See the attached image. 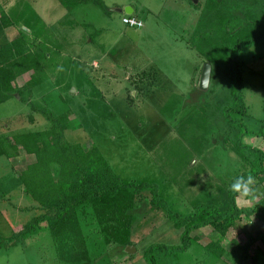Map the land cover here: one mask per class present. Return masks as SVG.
Masks as SVG:
<instances>
[{"label": "rangeland", "instance_id": "1", "mask_svg": "<svg viewBox=\"0 0 264 264\" xmlns=\"http://www.w3.org/2000/svg\"><path fill=\"white\" fill-rule=\"evenodd\" d=\"M23 1L0 0V19L2 11L9 13ZM28 2L39 15V24L44 28L40 32L45 34L49 30L52 40L48 45H52L53 51L52 55L45 52L42 76L33 70L19 75L12 85L20 88L26 85L24 93L17 98L18 92H14L9 100L0 103V138L9 150V155L0 157V264H67L48 233L33 242L24 239L16 246L9 243L33 213L27 210L31 197L19 185L29 155L14 148V139L22 133L51 129L53 118L66 112L70 113L67 139L87 147L95 144L122 180L154 182L170 209L182 216L191 213L193 201L179 192L164 166L174 154H179L188 168L200 162L196 150L187 143L193 134L180 125L185 113L179 111L182 104L176 98L187 97L198 87L204 59L194 45L198 34L210 33L209 27H205L207 34L201 27L211 13L207 0H99L86 2L73 11L58 0ZM125 6L134 9L131 15L142 22L140 28L126 25L124 19L128 14L115 10ZM259 10L264 12L262 8ZM22 28L25 25L0 28L2 56L11 59V41L20 35ZM33 36V32L28 33L29 38ZM242 58L246 60L243 89L248 106L246 121L254 131H264V42L254 45ZM37 76L42 81L34 84ZM201 113L199 109H189L186 116L196 118ZM214 113L212 125L217 134L223 120L220 111ZM199 130L201 127L195 131ZM223 132L228 133L226 146L230 153V143L235 137L227 129ZM245 141L264 149L263 136L252 134ZM204 169L214 173L207 160ZM194 180L197 186L199 180ZM263 196L264 183H255L250 194L238 195L237 201L242 207H254ZM147 199H151L149 192L140 200ZM22 206L25 210H21ZM166 213L164 208L148 204L131 228L135 251L122 256L116 252L115 242L107 245L111 253L108 263L149 264L147 260L152 259L146 255L149 246L181 245V231ZM192 235L186 249L153 252L156 264H253V259L257 264L264 262V221L255 215L243 216L238 228L225 236L212 226L196 229ZM214 241H220L223 248L207 247ZM213 247L215 251L222 249L223 255L213 252Z\"/></svg>", "mask_w": 264, "mask_h": 264}, {"label": "trees", "instance_id": "2", "mask_svg": "<svg viewBox=\"0 0 264 264\" xmlns=\"http://www.w3.org/2000/svg\"><path fill=\"white\" fill-rule=\"evenodd\" d=\"M58 1L69 11L86 2H99ZM252 2L207 0L211 13L201 27L205 33V27H209L210 33L198 34L194 49L204 59V64L211 65V88L202 91L195 87L187 97L176 98L182 104L179 111L185 113L180 125L193 134L187 143L196 150L200 162L188 168L182 157L174 154L167 163L170 167H164L179 192L193 201L191 213L182 216L170 209L154 182L122 180L95 144L87 147L67 139L65 131L70 128V113L66 112L53 118L51 129L22 133L14 139V148L23 149L29 155L27 166L20 173L19 185L31 197L27 210L33 213L21 229L15 231L13 241L9 243L16 246L24 239L33 242L48 233L58 245L62 261L67 264H109L111 253L106 246L115 242L118 245L116 252L124 256V248L131 245L133 221L142 216L149 204L164 208L173 226L181 231V245L149 246L146 255L152 259L143 257L149 264H156L153 252L186 249L196 229L212 226L225 236L228 231L238 228V221L243 216L255 215L264 221V196L254 207H242L237 202L239 194L229 190L237 176H252L256 185L264 183V149L245 141V137L252 134L264 137V131H254L247 124L248 106L243 90L246 60L242 55L264 42V12L259 10L264 9V0ZM38 16L28 0L11 8L9 13L2 11L0 28L23 24L26 29H20V35L11 41V59L2 56L4 48L0 47V103L9 100L14 92L24 93L26 85L22 88L12 85L19 75L30 70L40 76L45 72L42 59L45 52L52 55V45H48L52 38L48 29L45 34L41 33L44 28L39 24ZM30 32L34 33L32 38L28 37ZM38 79L37 76L34 84L42 81ZM189 109L201 110V116H186ZM215 110L221 112L223 120L217 134L212 125ZM197 127L201 130L195 131ZM223 129L235 137L229 147L234 155L227 150L228 133ZM6 147L0 138V157L9 155ZM203 159L210 162L213 174L205 171ZM194 179L199 180L197 186ZM145 192L151 195L148 201L140 200ZM212 245L220 246V241L210 242L207 247ZM211 250L220 256L224 253L222 249L215 251V247ZM252 262L257 264L254 259Z\"/></svg>", "mask_w": 264, "mask_h": 264}, {"label": "water", "instance_id": "3", "mask_svg": "<svg viewBox=\"0 0 264 264\" xmlns=\"http://www.w3.org/2000/svg\"><path fill=\"white\" fill-rule=\"evenodd\" d=\"M115 10L120 13L124 12L128 15L134 13V9L131 6H125L124 8L117 7L115 8ZM210 77H211V65L209 63H205L202 67V71L198 83V88L200 90L206 91L208 89L210 83ZM16 97L19 98L20 94L17 93ZM124 251L127 253H133L135 251V247L133 245H128L127 247H125Z\"/></svg>", "mask_w": 264, "mask_h": 264}, {"label": "clouds", "instance_id": "4", "mask_svg": "<svg viewBox=\"0 0 264 264\" xmlns=\"http://www.w3.org/2000/svg\"><path fill=\"white\" fill-rule=\"evenodd\" d=\"M253 184L252 176H237L229 185V190L233 193L248 196Z\"/></svg>", "mask_w": 264, "mask_h": 264}, {"label": "built area", "instance_id": "5", "mask_svg": "<svg viewBox=\"0 0 264 264\" xmlns=\"http://www.w3.org/2000/svg\"><path fill=\"white\" fill-rule=\"evenodd\" d=\"M124 22L127 24V25H130V26H134V27H141L142 26V22L139 21L137 18L135 17H131L129 15L126 16V18L124 19Z\"/></svg>", "mask_w": 264, "mask_h": 264}, {"label": "crops", "instance_id": "6", "mask_svg": "<svg viewBox=\"0 0 264 264\" xmlns=\"http://www.w3.org/2000/svg\"><path fill=\"white\" fill-rule=\"evenodd\" d=\"M238 200V199H237ZM238 202V204H239V201H237ZM262 244H263V246H264V241H262ZM239 257H240V255L237 257V260L239 259Z\"/></svg>", "mask_w": 264, "mask_h": 264}]
</instances>
